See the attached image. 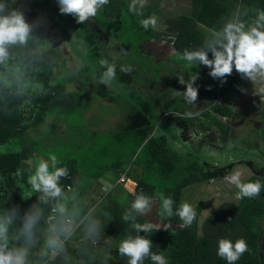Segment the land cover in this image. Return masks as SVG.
I'll list each match as a JSON object with an SVG mask.
<instances>
[{
	"label": "trees",
	"instance_id": "trees-1",
	"mask_svg": "<svg viewBox=\"0 0 264 264\" xmlns=\"http://www.w3.org/2000/svg\"><path fill=\"white\" fill-rule=\"evenodd\" d=\"M41 1L37 7L46 11L45 16L50 21L48 9L54 11L57 19L60 17L59 21L72 23V36L82 47L74 53L82 55V61L81 66L73 70L62 64L54 73L53 68L60 58L54 45L43 47L47 34L37 24L38 15L30 1L16 4L11 0H0V4L5 5V13L22 11L32 27L27 44L11 46L9 61L0 64V216L13 208L18 210V218L9 228V246L23 243V238L17 241L14 237L24 213L36 205L43 215L35 229L36 242L30 250L28 264H127V258L118 255V246L128 234L136 233L122 219V214L130 207L135 194L143 191L155 199L154 215L160 221V229L139 234L150 236L152 251L163 254L168 264H228L217 255L218 240L228 238L235 242L241 237L246 240L249 250L235 264H264V229L258 224L264 215V187L254 198L220 202L201 222H198L201 209L198 202L194 207L196 217L188 227H182L176 215L161 219L159 214L160 194L173 198L175 212L184 187L223 176L220 169L205 167L201 153L177 150L167 140L177 136L172 130L159 126V116L166 115L176 130L184 127L192 133L203 127L214 128L218 133L217 140L225 143L230 126L222 118L229 119L233 115L247 78L233 70L226 82L221 83L219 78L211 77L209 69L203 65L199 70L194 65L186 67V61L173 54L152 62L149 60L152 57L139 48L150 39L164 35L172 49L182 55L185 49L194 50L205 40L212 39L214 32L221 30L234 16L247 27L251 24V12L256 18L257 13L264 10V0H188L183 12L164 19L162 35L151 25L145 29L141 24V21L149 20L152 6L135 12L129 7V0H109L95 17L90 18L98 27L108 26L110 33L116 34L127 49L119 64H115L113 82L120 83V88L124 89L121 102L128 109L125 126L104 131L82 126L83 113L91 107L92 101L84 91V85L90 84L93 89L102 87L100 83L91 84V76L101 75L105 70L100 66L101 59H107L109 63L113 59L106 56L102 43L95 38V31L83 28L72 15H60L58 0ZM208 55L212 58L210 51ZM171 62L176 63L175 67ZM122 65H130L132 72L122 73ZM195 72L199 73L194 83L198 87L196 103L202 101V107L197 110L191 109L192 105L185 101L182 93L186 85L180 84L177 78L183 75L187 79L189 73ZM69 80L78 83L79 88L65 95L63 85ZM156 84H162V89L155 87ZM140 86L142 90L138 89ZM93 94L97 95L96 92ZM187 112H199V115L186 117ZM260 116L259 137L264 143V99ZM90 122L88 119L87 123ZM78 128H81L80 132ZM157 130L160 133H155ZM63 133L71 140L70 151L58 159L56 167L68 169V175L61 177L59 183L67 197L63 202L71 219L78 223L69 238L80 240L74 244L64 241V249L59 254L41 257L49 225L56 224L59 219L52 212L57 201H40L41 193L35 192L27 179L40 160L33 150L56 147ZM88 134L90 139H87ZM242 153L250 156L252 152L243 150ZM49 170H53L52 164H49ZM124 170L125 177L135 183L131 192L117 181ZM98 178H102L99 179L100 188L88 190ZM257 180L264 185V177L255 174L242 181ZM88 194L91 201L82 203L83 196ZM137 220L148 222L143 216H138ZM92 222L100 225L95 237L88 235V225ZM83 236L87 238L81 239ZM101 236L106 239L104 242ZM144 264L152 262L146 259Z\"/></svg>",
	"mask_w": 264,
	"mask_h": 264
},
{
	"label": "clouds",
	"instance_id": "clouds-1",
	"mask_svg": "<svg viewBox=\"0 0 264 264\" xmlns=\"http://www.w3.org/2000/svg\"><path fill=\"white\" fill-rule=\"evenodd\" d=\"M109 0H58L59 11L61 14L72 15L76 22L83 24L90 17H95ZM154 21H141L142 26L147 29ZM32 31L31 25L26 21L22 11L12 10L5 13V5L0 4V64H6L10 59L11 46L26 45ZM212 53L209 58L208 52ZM173 55H178L179 59L186 61V67L193 65H203L209 69V75L214 79L219 78L221 83L226 82V77L230 76L235 70L242 77H246L259 85L257 94L264 98V10L257 13L255 21L247 27L238 16L228 20L223 28L214 32L212 39L205 40L203 45L194 50L185 49L180 55L172 50ZM100 66L105 70L99 77L101 84L112 86L116 78V65L109 63L107 59L100 60ZM130 65H122L120 71L128 74L132 72ZM178 81L186 85L183 96L188 104L195 105L198 97V87L194 86L199 78V73H189L185 79L183 75L178 76ZM210 87V86H209ZM186 117L199 115V112H187ZM53 170H49V163L42 158L36 164L35 171L27 179L35 192L41 193L38 198L47 203L49 199L57 201L53 206L52 212L58 217L56 224H50L46 233L44 247L41 249L40 256L53 257L64 249V241L72 235V219L69 210L63 201L67 200L64 189L59 181L61 177L68 175L67 167H56L59 163L55 155L49 157ZM19 171L17 175H19ZM242 172L236 170L225 177V180L235 185L238 189L236 198H254L261 192L260 181L241 180ZM161 201L159 214L161 219L178 216L182 221V227L191 226L196 217V211L188 202H182L173 211L174 200L171 196L160 194ZM153 199L143 191L135 194L134 200L122 214V219L127 222L130 228L136 233L128 234L123 238L118 246V255L127 258V264H144L145 260H151L152 264H168L163 254L152 251V240L149 235L159 230L160 227L152 222L140 223L138 216L147 215L152 210ZM43 212L38 206L33 205L30 210L24 213L21 219V226L14 239L19 241L23 238V243L18 246H9V228L18 218V210L13 208L0 216V264H28L30 250L36 242L35 229L41 220ZM167 226L165 227L166 230ZM100 229L99 222H92L88 225V235L95 237ZM248 245L244 238H237L235 242L228 238L218 240L217 255L225 259L228 264H235L240 257L248 251Z\"/></svg>",
	"mask_w": 264,
	"mask_h": 264
},
{
	"label": "rangeland",
	"instance_id": "rangeland-1",
	"mask_svg": "<svg viewBox=\"0 0 264 264\" xmlns=\"http://www.w3.org/2000/svg\"><path fill=\"white\" fill-rule=\"evenodd\" d=\"M26 1H30L38 15L37 24L42 26L43 31L47 34L45 39L46 44H44L43 47L54 45L57 49V54L60 59L54 66L53 72L56 73L62 64L66 65L70 70L80 67L82 55H77L74 52L77 49L80 51L82 47L72 36L74 33L72 23L68 21H59L60 17L57 19L54 11L48 9L47 12H49V17L51 16L50 21V19L45 16L46 11L37 7L42 4L41 0H11V2L16 4H22ZM187 2L188 0H129L128 4L135 12L144 11L146 6H152L150 8L151 13L149 21H154L155 23H150V25L158 34L162 35V32L165 31L163 24L164 19L174 16L175 13L183 12L184 10L182 9L186 8ZM43 8L47 10V6L43 5ZM63 15L65 14H62V16ZM250 16L253 19H251L250 23H253L256 18L252 12ZM52 23L53 26L51 25ZM85 27L95 31V38L102 43V49L106 56L113 59L112 63L119 64L118 61L127 53V49L123 48L124 46L119 42L116 34H111L108 26H96L91 18L83 23V28ZM163 36L164 35L155 39H150L139 45V48L144 53L152 57L151 59L149 58L152 62H157L161 58L172 53L173 49L170 43L167 41L166 37ZM61 59H63V63ZM175 64V62H171L172 67H175ZM194 66L196 70L200 69V66ZM99 77L100 75L96 73L93 74L90 79L91 84L100 83ZM119 84L120 83L113 82L110 88L102 84V87L96 89L91 88L90 84L84 85V91L89 94L92 101H90L91 107L83 113V127H87L89 130L100 129L104 131L121 129L126 125L125 116L128 108L123 106L124 104L122 105L121 97L124 95V89H121ZM155 87L162 89V84H156ZM258 87L259 85H254L253 82L247 78L239 92L233 115L229 119L222 118V120L228 122L230 126L228 139L225 143H220L217 140L218 133L214 128L203 127V130L196 129L192 133L185 130L184 127H181V129L177 128L176 130L171 126V122L167 120L166 115L162 114L159 116V126L170 131L172 130V134L177 136L176 139L167 138L177 150L183 151L190 149L194 152H199L203 155L201 161L205 167L223 171V176L217 179L191 184L184 187L181 191L180 204L182 202H188L194 208L198 202L201 203L198 222H201V220L220 202L237 200L236 194L238 189L235 185L225 180L227 175L239 170L242 172L241 180L251 174L264 177V143L260 140V133L258 130L264 98H262V95L257 94ZM77 88H79L78 83L72 80L65 82L63 85L65 95L66 92ZM138 89L142 90L143 87L140 86ZM93 92H96L97 95H94ZM114 95H117V97L113 99ZM201 103L202 101H198V103L195 102V105L191 104L192 106L190 107L191 109L197 110L202 107ZM88 119L91 121L90 123H87ZM57 120L60 121L59 119ZM77 131L80 132L81 128H78ZM155 133H160V131L157 130ZM90 137L91 136L88 134L87 139H90ZM70 141L68 136H64L63 133L59 145L56 147H49L47 150L45 147L42 151L34 148L36 150H33V152H35V157L38 156L40 159L42 158L51 164V160L49 159L51 155H55L57 159L64 158V153L70 151V147L68 146ZM180 141L182 143H180ZM94 142L97 143L96 140ZM59 146H61V148H59ZM58 149H60L61 152ZM45 150L47 152H45ZM243 150L247 152L251 150L252 153L249 156L248 154H243ZM104 188L107 187L104 186ZM86 199L90 200L88 195L83 196L82 203L86 202ZM154 208L155 199H153L151 212L147 215H143V217L148 222H152L159 226L160 222L155 218ZM180 222L182 225L181 220ZM258 224L264 229V215L260 218ZM86 238L87 236L81 237V239ZM101 238H103V236H101ZM262 239H264V236H262ZM78 240H80V238L74 239V237H71L65 239V241H68L70 244H74ZM103 240L105 241V238H103Z\"/></svg>",
	"mask_w": 264,
	"mask_h": 264
},
{
	"label": "crops",
	"instance_id": "crops-1",
	"mask_svg": "<svg viewBox=\"0 0 264 264\" xmlns=\"http://www.w3.org/2000/svg\"><path fill=\"white\" fill-rule=\"evenodd\" d=\"M257 17V16H256ZM125 170L124 171H122V172H120V174H119V176H123V181H121V183L123 184L122 186L127 190V191H129V192H131L132 190H133V188H134V185H135V183L131 180V179H129V178H127V177H125ZM99 179H102V178H98L97 179V181L95 182H93V183H91L89 186H88V190H90L91 188H96V189H99L100 188V181H99ZM118 179V178H117ZM95 183V184H94ZM107 189V188H106ZM88 198L90 199V195L88 194ZM154 199V198H153ZM86 202L88 201V199H86L85 200ZM89 201H91V200H89ZM156 205V204H155ZM154 210H155V208H154ZM156 218V217H155ZM157 219V218H156ZM157 221H159L158 219H157ZM160 222V221H159ZM106 240V239H105ZM104 241V240H103Z\"/></svg>",
	"mask_w": 264,
	"mask_h": 264
},
{
	"label": "built area",
	"instance_id": "built-area-1",
	"mask_svg": "<svg viewBox=\"0 0 264 264\" xmlns=\"http://www.w3.org/2000/svg\"><path fill=\"white\" fill-rule=\"evenodd\" d=\"M123 180H124V179H123V176H119L118 179H117L118 182H121V181H123ZM77 224H78V223L72 221V226H73V228H74Z\"/></svg>",
	"mask_w": 264,
	"mask_h": 264
}]
</instances>
